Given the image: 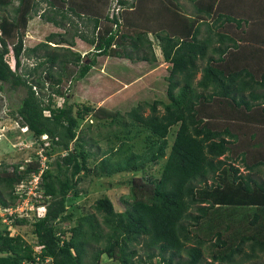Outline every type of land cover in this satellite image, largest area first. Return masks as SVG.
Returning <instances> with one entry per match:
<instances>
[{
  "label": "trees",
  "instance_id": "obj_1",
  "mask_svg": "<svg viewBox=\"0 0 264 264\" xmlns=\"http://www.w3.org/2000/svg\"><path fill=\"white\" fill-rule=\"evenodd\" d=\"M189 1L194 16L182 13L176 0H149L141 9L148 13L155 4L154 10L161 13L149 14L153 20L142 22L140 17L119 15L117 8H104V0L93 1L90 7L71 0L74 4L67 8L56 5V0H18L12 8L14 16L0 15V89L6 84L12 90H24L10 115L37 138L47 158L41 173L37 154L32 161L14 164L11 170L0 163V210L15 207L27 195L32 204L45 205L42 215L32 222L33 244L13 234L0 217V264H85V259L99 264L103 256L116 264H153L155 258L162 264H264V239L243 235L233 245L235 240L224 239L219 230L208 239L191 231L217 205L264 206V179L252 176L264 171V145L256 144L255 132L248 133L250 123L264 125L260 48L264 44L249 41L248 52L241 56L244 43L225 28L227 23L237 29L247 24V29L240 30L249 34L259 19L253 13L247 17L227 14L221 0L205 4ZM42 2L50 7L39 14L45 21L64 27L65 21L74 22L68 16L70 11L82 25L77 21L80 28H74L70 40L64 38V32H53L47 40L24 48L23 33L30 12L37 14ZM11 3L13 0H0V8ZM117 3L124 6L128 0ZM164 8L167 18L160 20ZM259 15L264 17V12ZM151 22L156 24L150 26ZM123 25L126 30H122ZM151 34L157 40L159 55ZM75 36L92 46L94 53L88 62V55L69 48ZM13 37L16 41L9 50L8 41ZM49 41L55 44L51 46ZM64 43L68 46L60 45ZM10 51L14 68L6 58ZM22 55L33 57L35 63L19 73ZM102 55L149 63L160 56L169 63L167 99L139 101L124 114L89 99L68 102L62 84L86 77L96 64V56ZM252 56H258L257 69L249 65L255 58ZM198 61L204 65L199 66ZM55 95L64 97L63 105L55 106ZM259 105L262 113L254 117L253 109ZM89 116L97 121V130H108L86 139L84 129L90 131L91 125L83 127L82 122ZM173 126L176 129L169 142ZM142 133L144 146L140 151L134 149L132 141ZM247 133L249 139H245ZM44 134L47 139H41ZM100 139L110 145L98 159V152H90L86 145ZM59 148L63 152L49 160ZM237 160L245 173L236 165ZM154 165H159L158 175L150 171ZM127 172L131 177L128 193L122 197L126 203L123 210H115L112 200L103 195L94 201V212L76 216V225L65 229L56 226L58 221L72 220L68 207L80 195L77 185L83 177ZM34 175L35 194H27L26 182ZM31 211L8 215L7 221L25 225ZM257 220L254 212L248 223L254 225ZM212 221L217 226L222 217L215 216Z\"/></svg>",
  "mask_w": 264,
  "mask_h": 264
},
{
  "label": "rangeland",
  "instance_id": "obj_2",
  "mask_svg": "<svg viewBox=\"0 0 264 264\" xmlns=\"http://www.w3.org/2000/svg\"><path fill=\"white\" fill-rule=\"evenodd\" d=\"M71 1V0H70ZM59 2L56 0V5H59L63 8H67V6H70L74 4L73 2ZM76 3L82 4L85 7H90L91 3L96 0H74ZM115 0H104V8L108 7V10H115L118 8L119 15L120 14H127L128 16H133L135 18L140 17L141 21H151L153 20L149 14L156 15L160 14L161 12L159 10H154V5H152L148 11V13L141 9L145 7L147 4H149V0H134L132 4V0H128V4L124 6H120L118 3L116 5L114 4ZM177 5L180 6L181 12L190 16H194V7L192 6L191 2L189 0H176ZM198 1V0H197ZM235 0H221L222 6H224L223 11H225L227 14H231L235 17H247V15H250V8L248 7L249 4L257 3L258 0H245L248 1V5L246 4L245 7H237L235 3H239V0L237 2H233ZM242 1V0H240ZM198 2H202V4H205L207 0H199ZM18 3V0H13V3L10 5L0 8V15H8L9 17L14 16V12L12 11L13 7L16 6ZM158 6H160L159 2H157ZM135 7V8H134ZM49 5L48 3L42 2L39 4V7L37 9V14L34 12H30L29 20L27 22V26L23 33V46L24 48H29L41 41L47 40V36L53 32L56 33H63L65 36L64 38H68L70 40L71 35L73 34L74 28H80L77 25V21L81 24V21L77 19L75 15H70V11L68 16L71 18L73 23L71 21H65V26H59L54 25L50 22L45 21L42 17L39 16L41 12H45V9L48 10ZM69 8V7H68ZM223 8V7H222ZM164 10V14H161V19H166V9ZM128 12V13H127ZM264 10L260 13H263ZM256 14V12H254ZM170 15V14H169ZM168 15V16H169ZM124 19V18H123ZM256 19V18H255ZM152 25L156 24L155 22L150 23ZM261 26H258L260 25ZM82 25V24H81ZM80 25V26H81ZM257 30L264 31V17L259 16V24ZM255 26V27H256ZM91 28V27H90ZM89 28V29H90ZM126 26L123 25L122 30H126ZM158 28V27H157ZM205 26L202 25V31L204 30ZM226 30L232 34L235 37H240L239 43H244L243 50L239 53L241 56H244V53L248 52V34L244 33L242 30L237 29L233 26V24H225ZM242 28H248L245 27V25L242 26ZM236 33V34H235ZM202 37L204 35L202 34ZM150 40L156 47V51L158 52L157 47V40L154 37L153 34L149 36ZM56 38H54L55 40ZM74 44L73 46H70L72 51H77L81 55H88V59L86 61L88 62L90 58L93 57L94 51L92 50V46L90 44L85 43L80 37L75 36L73 37ZM16 37L9 39V50L12 48V44L15 43ZM262 43V42H260ZM49 44L53 46L55 43L50 42ZM259 44V43H258ZM264 44V42H263ZM61 46H68L67 43L60 44ZM264 46V45H263ZM262 45L260 46L261 50H263L264 55V47ZM246 50V51H245ZM210 52H208L209 54ZM159 55V52H158ZM161 55V53H160ZM97 61L96 64L89 70V73L86 77L81 79L80 81L75 82H64L62 84V90L68 94V102H80L89 99L93 103L103 106L107 108L110 111H120L121 114H124L126 111H129L139 101H147L149 103H152L154 100H166L167 99V80L166 76L168 75V66L169 63L163 61V59L159 56L158 61L156 62H146V61H135L130 60L122 57H110V56H96ZM7 61L9 62L11 68H14L15 60L13 57L12 52L10 51L9 54L6 56ZM21 67L18 69L17 72L24 73V71L30 67L33 66L35 63V59L30 56L22 55L21 57ZM248 61V60H246ZM263 61V58L262 60ZM251 63V62H250ZM199 66L204 65L203 61H198ZM249 64V63H248ZM263 64V63H262ZM245 65L247 66V62H245ZM252 66L253 64H249ZM70 68L74 67L72 64L69 66ZM200 76V73L196 75V79H198ZM68 80H70L68 78ZM66 83V84H65ZM1 84V82H0ZM3 85V90L0 89V163H4L9 167V170L12 169L14 164L18 163H26L29 161H32L33 154H37L40 161L42 162L44 158H46L43 153L41 147L38 145L37 138H33L31 136L30 131L25 128L21 127L15 119H13L10 115V112L12 109L16 108L17 105H19L21 98L24 96V90L19 87L18 89H11L6 84ZM54 104L55 106H61L64 102L63 96L55 95L53 96ZM160 111H162V108L159 106ZM149 110L146 108L145 113H147ZM261 105L254 107L253 109V116L257 117L259 114H261ZM226 120V119H224ZM97 121H95L94 117H88L82 122V126L85 127L87 124H90L91 128L90 131H87L84 129V136L86 139L91 137V134L94 135L98 131L99 132H106L108 128H97L94 127V124ZM251 130L248 132L249 134L253 131L255 132V139H257L256 144L260 142V144L264 145V125H261L259 123H250ZM113 128H116V126H112ZM176 126H173L170 130V134L168 136L169 142L172 141L173 135L175 132ZM246 134L245 139H249V134ZM143 135L140 136L139 139H134L132 143L134 144V149L140 148V151L143 149L144 141H143ZM41 139H44L45 136H41ZM259 138V139H258ZM253 139V140H255ZM48 144V143H47ZM91 145V147H90ZM110 143L108 144L107 141L99 140L98 143H94L89 140L88 145H86V148L90 149V152H98L97 158L99 159L102 154L101 151L105 150ZM63 150L61 148L56 149V152L53 153L51 157H48L49 160H54V157H56L57 154L62 153ZM100 152V153H99ZM236 165H239V168L241 167L240 171L245 170L242 168L243 165L240 163L239 160H237ZM235 165V166H236ZM158 169L159 165H154L150 171L154 175H158ZM252 176L258 180H263L264 178V171H260V173H252ZM131 177V173H122L117 174L115 176L106 177L101 176L97 177L95 175L85 176L81 179V181L78 183L77 188L80 191V195L75 197L73 199V204L68 207V211H72L73 218L71 221H65L61 222L58 221L56 223V226H59L61 228H69L71 226H74L77 224L76 216H78L82 212H94L93 204L94 201L103 195L108 196L115 207V210H123L126 206V203L122 200V197H125V195L128 193L129 190V178ZM35 179L36 176L34 175L32 177L31 182H26L28 184V187H26L27 194H35L34 192V186H35ZM25 183V184H26ZM20 185L18 186L19 189ZM28 197V195L25 197ZM30 208V207H29ZM32 208V209H31ZM30 215L28 216L29 222L25 225H15L8 221H2V224H7L8 228L11 229V232L13 234H19L21 235L27 243L33 244V234L31 233L32 229V222L36 219V217L41 216L43 211L45 210V205H33L31 207ZM244 221V219H242ZM1 225V227L3 226ZM192 231V228H191ZM193 232V231H192ZM246 235V233L244 234ZM215 252H225L224 250L218 251L215 250ZM226 253V252H225ZM140 254H143L142 250H140ZM264 259V257H263ZM157 258L153 259V264H162L157 262ZM251 262L255 261H247L243 264H250ZM85 264H92L91 260L87 261L85 259ZM99 264H116V262L112 259L107 258L106 256H103L99 262ZM144 264H148L147 262Z\"/></svg>",
  "mask_w": 264,
  "mask_h": 264
},
{
  "label": "crops",
  "instance_id": "obj_3",
  "mask_svg": "<svg viewBox=\"0 0 264 264\" xmlns=\"http://www.w3.org/2000/svg\"><path fill=\"white\" fill-rule=\"evenodd\" d=\"M237 2V0L233 1ZM248 1L239 0V3H235L237 7H245ZM250 8V13L256 12V15L259 19V13L264 10V0H258L257 3L249 4L248 6ZM257 11L259 13H257ZM255 15V17H256ZM245 25V27H248L247 24H242V26ZM264 28V26H263ZM240 29H247V28H240ZM258 26L255 27V30H250L248 34V41L253 43H260L264 42V31L257 30ZM255 58H251V63L253 64L251 68L257 69L258 60L256 57L258 56H252ZM262 55H260V58ZM262 69L264 71V55H263V64ZM261 69V70H262ZM234 120V119H233ZM243 168V167H242ZM241 169V167H240ZM244 169V168H243ZM261 169L264 170V167ZM242 171V170H241ZM256 212L258 214V220L256 224L250 225L248 223L249 219L251 218L252 214ZM215 216H221L222 221L219 225L214 226V217ZM244 219V221H242ZM209 229V231H208ZM217 230L222 232V237L224 239H230L235 240L233 242V245L240 239L241 236H243L245 233L246 235H254L255 237L259 239H264V206L260 205H217L213 209L209 210L207 215L200 220V223L192 227V231L194 233H197L202 238H210L214 232ZM208 232V233H207ZM235 238V239H234Z\"/></svg>",
  "mask_w": 264,
  "mask_h": 264
},
{
  "label": "built area",
  "instance_id": "obj_4",
  "mask_svg": "<svg viewBox=\"0 0 264 264\" xmlns=\"http://www.w3.org/2000/svg\"><path fill=\"white\" fill-rule=\"evenodd\" d=\"M45 160H46V158H44V160L41 162L40 173L42 172V170L45 167ZM36 182H37V177L35 179V183ZM33 205L34 204H32V202H31V197L27 198V199L25 198L20 203H18L15 207H10V208H7V209L6 208L1 209L0 210V217L2 218V221H7V216L8 215H13L14 213H17L18 215H22V214H24L23 213L24 211L30 209L31 207H33Z\"/></svg>",
  "mask_w": 264,
  "mask_h": 264
},
{
  "label": "clouds",
  "instance_id": "obj_5",
  "mask_svg": "<svg viewBox=\"0 0 264 264\" xmlns=\"http://www.w3.org/2000/svg\"><path fill=\"white\" fill-rule=\"evenodd\" d=\"M116 3H117V0H115L114 1V4L116 5ZM118 9V8H117ZM111 11H112V9H111ZM86 43V42H85ZM91 46V45H90ZM43 136H45V138L44 139H47V135L46 134H44ZM47 159V158H46Z\"/></svg>",
  "mask_w": 264,
  "mask_h": 264
}]
</instances>
